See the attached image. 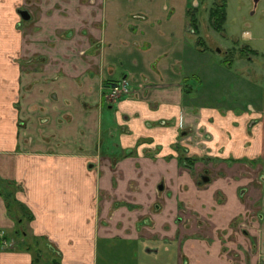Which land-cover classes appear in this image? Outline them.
I'll use <instances>...</instances> for the list:
<instances>
[{"label":"crops","instance_id":"crops-1","mask_svg":"<svg viewBox=\"0 0 264 264\" xmlns=\"http://www.w3.org/2000/svg\"><path fill=\"white\" fill-rule=\"evenodd\" d=\"M35 2V22L19 34L4 21L0 36V264H95L101 242L166 240L187 264H264V88L250 98L257 72L240 47L257 43L248 58L264 60V31L234 36L220 49L231 60L214 62L199 25L217 0ZM220 72L229 107L205 94ZM123 79L136 94L110 100ZM178 141L208 158L196 169H211L210 185L180 166ZM16 235L24 250H7Z\"/></svg>","mask_w":264,"mask_h":264},{"label":"rangeland","instance_id":"rangeland-1","mask_svg":"<svg viewBox=\"0 0 264 264\" xmlns=\"http://www.w3.org/2000/svg\"><path fill=\"white\" fill-rule=\"evenodd\" d=\"M30 2L31 4L29 6L33 8L35 2H32V0ZM263 2V0H259L258 2H256V0H226L225 5H227V23L225 24L223 32H218L215 29L210 20V15L208 14V11L203 10L204 12L200 16V36H203L205 43L208 44L207 47L211 48L212 51L214 50V59L212 61L215 62L216 60L219 61L220 59L224 61L227 59V56L225 54H222V51L218 53V50L221 49L226 51V47L228 48L235 46V40L233 39L234 36H239L241 38L245 36L244 33L246 31H250L255 36H258L264 31ZM223 3V0H217L218 6H221ZM207 36H214L215 38L212 39L208 38ZM240 47L241 51H245V54L247 55L245 59L246 67L250 68L252 71L256 70L257 72V74L255 72L257 76L252 74L249 79L251 81L252 86L250 98H258V95L262 94L264 88V60L262 56H260V58H255L254 61L251 63L250 58H248V55L249 57L253 58L251 56V53L253 50L256 49L257 43L242 41ZM206 50L207 49L202 52H206ZM236 52L238 53V51ZM231 57L232 56H229L228 59L231 60ZM237 67L238 66L236 65V67H234V70H236ZM219 75L222 79L227 78V80L221 81L222 83H220L219 85H217L216 83L215 85H217V89H212V92L214 93L207 92L205 94H207L208 96L207 100L209 101V103L214 102L209 99V97L214 96L213 99L222 102L221 104H218V107H221L222 105H225V107H229L226 106L225 102H231V99L228 98L230 96V91L232 90L230 86L233 85V82H228L231 75L228 72H220ZM247 77L248 76L246 75V78ZM236 84L237 86H235L233 91L236 93H242V91H240L241 89L239 90V87H243V83H241L240 85H238V83H235V85ZM193 85L191 84V86ZM214 87L216 88V86ZM203 88L207 89L206 81L203 82ZM222 95H224V97ZM233 105L230 106H240V104ZM210 106L217 107L213 104H210ZM9 239L14 240L15 247L13 249L8 250H24V246L27 243V239L24 236L16 235ZM128 245V243H123L120 241H114V243L101 242L98 248V258L95 264H183V262H185L182 258V252L179 248L178 243L169 244L164 242H152L151 246L149 247H145V245L143 244L135 243V245L133 244L134 246H132L133 248H130ZM149 250H154L155 252L149 253Z\"/></svg>","mask_w":264,"mask_h":264},{"label":"flooded vegetation","instance_id":"flooded-vegetation-1","mask_svg":"<svg viewBox=\"0 0 264 264\" xmlns=\"http://www.w3.org/2000/svg\"><path fill=\"white\" fill-rule=\"evenodd\" d=\"M31 0H25V3H21L18 4L16 6H14L13 8H9L8 7V3L7 0H0V36H4L6 35V33L3 31L2 28V24L4 23V21H13V24L15 26V29L17 31H20L19 34L23 33L24 29L26 28L27 25L35 22L36 19V2L35 0H32V2H35V5L33 8H31L29 5L31 4L30 2ZM259 0H256V2H258ZM23 12H26L28 14V16H30V19H25L23 17ZM11 15V16H10ZM70 35V34H68ZM221 50H218V53H220ZM223 54V53H222ZM12 62L13 63H19V60L17 57L12 56ZM41 59V58H40ZM109 91L107 93L108 97L110 100L112 101H118L119 99L125 97V96H133L136 94L137 90H135L134 88H131L130 83L127 79H123L120 80L119 82L109 86ZM115 89H118L116 91H114ZM188 93H192V90H188ZM193 108H196L195 104H192ZM210 106V105H209ZM210 107H214V106H210ZM251 111L255 112L254 109H251ZM257 112V111H256ZM165 124V122H164ZM192 131V130H191ZM192 136V140L190 143H195L194 141V131L190 132L189 130H184L182 132V136L180 138V140L182 138H187V137H191ZM209 136L206 137V139H208ZM189 139V138H188ZM180 141L177 142V144H175V148L178 150V154H179V163L180 166H182V168H185L186 170H188L190 173H192L193 176H195L198 180H197V185L198 187H204L207 185H210L212 182V171L209 168H203L202 170H200L198 172V170L196 169V166L198 163H205L208 165V158H198L197 156H195V154H193L191 152L190 146H182ZM160 150V147H156L155 150H151V149H147L143 151L144 155L147 156H151V157H155L158 155ZM128 152L130 154L134 153V150L130 149L128 150ZM103 155L101 153H99L96 156V159L98 161H103ZM237 159H229L228 162H236ZM238 162H246V159H238ZM157 191L160 192L163 195H167L168 197H170L172 194L171 193H167L166 191V184L165 182H160L157 186ZM245 193V189L240 190V194H244ZM182 205H180L181 207ZM183 208V206L181 207V209ZM156 212L161 211L162 209V204L160 202H158L155 205ZM148 224V223H147ZM240 227L241 229H246L248 227V224L245 222H241L240 223ZM165 243H169L172 244L169 240H166ZM155 252L154 250H149V253H153ZM58 254V253H57ZM60 254V253H59ZM58 254V255H59ZM184 259V258H183ZM185 263H187V261L185 260ZM57 264V263H56Z\"/></svg>","mask_w":264,"mask_h":264},{"label":"trees","instance_id":"trees-1","mask_svg":"<svg viewBox=\"0 0 264 264\" xmlns=\"http://www.w3.org/2000/svg\"><path fill=\"white\" fill-rule=\"evenodd\" d=\"M210 20L218 32H223L227 21L226 6H217L210 11ZM194 24L197 25V19H194Z\"/></svg>","mask_w":264,"mask_h":264},{"label":"built area","instance_id":"built-area-1","mask_svg":"<svg viewBox=\"0 0 264 264\" xmlns=\"http://www.w3.org/2000/svg\"><path fill=\"white\" fill-rule=\"evenodd\" d=\"M118 89H115L114 91H116ZM2 237H6L4 234H2ZM3 245L4 247L8 250V249H13L15 247V243L13 239H8V238H4L3 240Z\"/></svg>","mask_w":264,"mask_h":264},{"label":"water","instance_id":"water-1","mask_svg":"<svg viewBox=\"0 0 264 264\" xmlns=\"http://www.w3.org/2000/svg\"><path fill=\"white\" fill-rule=\"evenodd\" d=\"M23 17L25 18V19H30V16H28V14L26 13V12H23Z\"/></svg>","mask_w":264,"mask_h":264}]
</instances>
